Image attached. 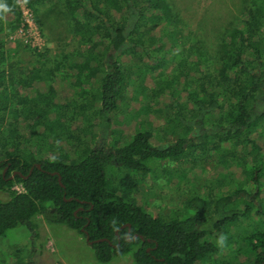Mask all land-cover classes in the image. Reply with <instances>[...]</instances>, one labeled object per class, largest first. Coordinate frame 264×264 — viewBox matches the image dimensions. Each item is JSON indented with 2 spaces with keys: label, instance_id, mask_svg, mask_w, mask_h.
Returning <instances> with one entry per match:
<instances>
[{
  "label": "trees",
  "instance_id": "16d2710c",
  "mask_svg": "<svg viewBox=\"0 0 264 264\" xmlns=\"http://www.w3.org/2000/svg\"><path fill=\"white\" fill-rule=\"evenodd\" d=\"M43 1L25 3L31 7ZM61 1L71 16L72 34L85 46L70 60L69 68L74 72L70 82L73 87L85 82L98 83L91 100L99 101V106L93 113L95 121L80 114L87 125L75 138L82 146L80 152L75 154L63 146L55 149L56 144L64 141L63 135L55 132V126L64 129L69 122V107L57 100L53 85L40 90L32 80L8 79L5 33L0 22V193L7 197L0 201V237L18 226L35 235L36 218L41 216L50 224L64 225L87 236L100 263L131 253L135 264H216L212 257L234 241L232 227L240 225L241 219H248L251 208L259 212L261 203H248L244 211L235 207L225 212L222 196H194L187 202L190 213L184 218L166 219L151 215L136 200L135 178L123 174L110 182L105 169L112 163L128 172L148 173L154 161L191 157L195 162L217 155L221 170L238 167L240 174L256 185L253 198L260 196V181L264 178V112L258 114L255 106L260 97L264 99V0L248 9L241 24L231 30L216 76H204L222 94L202 85V98L195 92L189 95L199 115L205 106L208 112L219 114L211 140L207 134L196 133L167 146L152 145L150 130L135 133L126 145L99 146L94 138L99 130L109 126V116L134 71L144 77L148 74L140 54L147 55L149 47L158 48L165 43V38H161L159 44L154 31L160 27L173 31L169 0ZM0 2L10 8L7 14L15 17L13 22L17 25V0ZM125 58L133 59L131 66L123 64ZM155 66L148 64L152 69ZM187 74L182 71L179 77ZM173 82H165L161 91ZM174 93L171 91L170 96ZM176 117L182 123L180 112ZM51 134L56 138L52 142L47 140L50 149L46 153L39 146L28 147L31 139L46 141ZM13 171L22 176L16 174L10 179ZM16 185L24 191H16ZM134 235L137 237L133 238ZM242 240L244 253L254 255L253 264H264V227Z\"/></svg>",
  "mask_w": 264,
  "mask_h": 264
},
{
  "label": "rangeland",
  "instance_id": "374dc122",
  "mask_svg": "<svg viewBox=\"0 0 264 264\" xmlns=\"http://www.w3.org/2000/svg\"><path fill=\"white\" fill-rule=\"evenodd\" d=\"M257 1L169 0L173 31L168 32L165 27L154 31L159 44L161 38H165V43L158 48L156 45L149 47L147 55L140 54L148 74L144 77L134 71L109 116V126L104 131H98L94 143L99 146L126 145L135 133L145 130L152 132L151 143L154 146H167L190 138L194 126L198 124L199 111L189 95L195 92L198 98H202V85L209 91L222 94L221 89L215 90L204 76H216L223 63V45L227 43L231 30L241 24L243 14ZM17 5L20 13L17 25L13 22V15L0 14L7 53L6 76L14 82L32 80L35 88L40 90L53 85L57 100L69 107L66 114L69 122L64 129L55 126V132L62 134L64 139L62 144H56L55 149L60 150L63 146L65 150L77 154L82 146H78L75 138L87 126L80 114L95 121L93 113L99 106V101L91 100V93L98 83L85 82V85L73 87L70 82L74 75L69 68L70 60L85 46L72 34L71 16L61 0H44L31 7L24 0H17ZM168 33L172 35L168 36ZM148 35V32L144 33L145 46H148ZM122 61L128 67L133 59ZM151 63L156 65L154 69L148 67ZM182 71L188 72L185 78L179 77ZM170 80H174L173 85L161 91L165 82ZM173 90L175 93L170 96ZM83 106L87 108L83 109ZM177 112L182 116V123L177 121ZM218 116L217 111L207 114L206 124L218 121ZM189 122H192L191 125H188ZM55 138L51 134L46 141L31 139L28 147L37 149L36 146H39L45 152L50 149L47 140L52 142ZM81 141L84 142V138L81 137ZM40 156L38 153L37 158ZM217 159L215 155L195 162L191 157L179 161H154L152 171L148 173L128 172L110 163L105 173L110 182L117 181L123 174H130L138 181L134 192L136 200L151 215L166 219L184 218L190 213L187 202L194 196L219 197L221 189L213 190L220 182H224L223 185L231 191L243 187L247 192L238 196L241 200L232 204L234 208L241 207L242 210L244 206H249L242 198L252 195L256 185L241 175L238 167L221 170ZM260 186L261 194L254 201L256 206L261 203L262 208L259 212L251 208L248 219H241L240 225L232 227L234 241L230 247L212 257L216 264H253L254 255L244 253L246 248L242 239L257 228L264 227V178ZM5 198L6 195L0 193V201ZM36 224L35 235L26 227L18 226L0 237V264H135L131 253L108 263H100L83 235L64 225L50 224L41 216L36 218ZM212 242L220 246L216 241Z\"/></svg>",
  "mask_w": 264,
  "mask_h": 264
},
{
  "label": "flooded vegetation",
  "instance_id": "af4514ba",
  "mask_svg": "<svg viewBox=\"0 0 264 264\" xmlns=\"http://www.w3.org/2000/svg\"><path fill=\"white\" fill-rule=\"evenodd\" d=\"M264 99L260 97V100L257 102L256 106H255V111L258 112V114H261L264 112ZM202 106V105H201ZM260 107L262 108L261 111H258L260 109ZM207 109L205 107H203L202 111H201V114L198 116V124L194 126V132L191 134V136L193 134H196V133H200L202 135H209V140H211V135L213 133V130L217 129L215 128V125L218 124V122H212L211 124H206V120H205V117L207 114L211 113L210 111L207 113ZM192 122H189L188 125H191ZM190 136V137H191ZM208 140V139H207ZM224 182H220L219 184L216 183V187L214 188L213 192L215 190H220V196H222L225 200L223 201V205H222V208H223V211L225 212H229L231 210H234V207L232 204H234L235 201L238 200V196L241 195V194H244V193H247L245 190H242V191H239L238 188H235L234 191H231L228 189L227 185H223ZM253 183V182H252ZM224 186V188L222 187ZM237 193V195L235 194ZM231 194V195H229ZM230 196V199L227 198ZM216 197V196H214ZM254 193L252 195H248L247 196L245 195L244 198H242V200H246L247 203H252L253 205L256 204V202L254 201ZM217 198V197H216ZM246 209V206H244L243 208V211Z\"/></svg>",
  "mask_w": 264,
  "mask_h": 264
},
{
  "label": "water",
  "instance_id": "95a60500",
  "mask_svg": "<svg viewBox=\"0 0 264 264\" xmlns=\"http://www.w3.org/2000/svg\"><path fill=\"white\" fill-rule=\"evenodd\" d=\"M37 167L38 168H40V165L39 164H37ZM31 171H32V168L30 169V173H31ZM5 173V170L3 171V174ZM16 174H20L18 171H13L12 172V174H11V176H10V179H12ZM56 173H53V175H55ZM20 176H22L21 174H20ZM58 182H59V184H60V186H62L63 187V185H62V183H61V178L60 177H58ZM137 236L136 235H134L133 236V238H136ZM142 238V237H141ZM85 239H86V242L88 243V245H92V242L91 241H89V239H88V237L86 236L85 237ZM129 240V239H128ZM98 241H102V240H98Z\"/></svg>",
  "mask_w": 264,
  "mask_h": 264
},
{
  "label": "clouds",
  "instance_id": "9594fccd",
  "mask_svg": "<svg viewBox=\"0 0 264 264\" xmlns=\"http://www.w3.org/2000/svg\"><path fill=\"white\" fill-rule=\"evenodd\" d=\"M25 2H26V0H25ZM9 11H10V8L6 4H4L3 2H0V14L7 13ZM221 240H223V237H221Z\"/></svg>",
  "mask_w": 264,
  "mask_h": 264
},
{
  "label": "built area",
  "instance_id": "2783aa9c",
  "mask_svg": "<svg viewBox=\"0 0 264 264\" xmlns=\"http://www.w3.org/2000/svg\"><path fill=\"white\" fill-rule=\"evenodd\" d=\"M24 13V12H23ZM28 19H26V21H27ZM20 187V188H19ZM15 190L16 191H18V192H23L24 190H23V187L21 186V185H16L15 187Z\"/></svg>",
  "mask_w": 264,
  "mask_h": 264
}]
</instances>
